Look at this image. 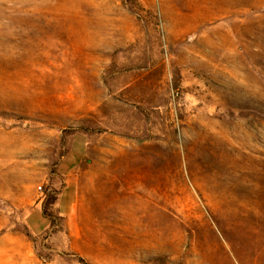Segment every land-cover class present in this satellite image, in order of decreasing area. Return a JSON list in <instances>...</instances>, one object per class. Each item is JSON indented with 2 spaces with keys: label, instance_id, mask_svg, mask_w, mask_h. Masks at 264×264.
Segmentation results:
<instances>
[{
  "label": "rangeland",
  "instance_id": "1",
  "mask_svg": "<svg viewBox=\"0 0 264 264\" xmlns=\"http://www.w3.org/2000/svg\"><path fill=\"white\" fill-rule=\"evenodd\" d=\"M0 153V264H264V0H0Z\"/></svg>",
  "mask_w": 264,
  "mask_h": 264
},
{
  "label": "crops",
  "instance_id": "2",
  "mask_svg": "<svg viewBox=\"0 0 264 264\" xmlns=\"http://www.w3.org/2000/svg\"><path fill=\"white\" fill-rule=\"evenodd\" d=\"M77 153H78V156H79V152L78 151H76ZM68 153V152H67ZM67 153L64 155V156H62V158L60 159V161H59V163H58V173L61 175V176H68L69 175V173L72 171V169H73V167H75V165H77L78 163H79V161H80V156H79V160H78V162H77V164H75V165H73V166H71V167H68L66 170H61V167H62V165H63V162L66 160V155H67ZM65 189V188H64ZM63 189V190H64ZM63 196V195H62ZM63 198V197H62Z\"/></svg>",
  "mask_w": 264,
  "mask_h": 264
},
{
  "label": "bare ground",
  "instance_id": "3",
  "mask_svg": "<svg viewBox=\"0 0 264 264\" xmlns=\"http://www.w3.org/2000/svg\"><path fill=\"white\" fill-rule=\"evenodd\" d=\"M5 150H6V149H5ZM0 154H1V153H0ZM5 156H6V155H5ZM11 172H12V171H11ZM14 173H15V172H14ZM14 176H15V175H14ZM17 176H18V175H17ZM17 176H16V177H17ZM21 177H22V176H21Z\"/></svg>",
  "mask_w": 264,
  "mask_h": 264
}]
</instances>
